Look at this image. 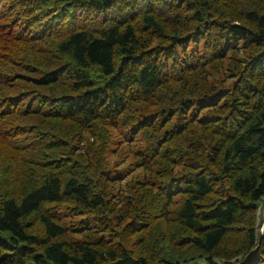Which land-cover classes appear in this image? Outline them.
Here are the masks:
<instances>
[{"label":"trees","instance_id":"trees-1","mask_svg":"<svg viewBox=\"0 0 264 264\" xmlns=\"http://www.w3.org/2000/svg\"><path fill=\"white\" fill-rule=\"evenodd\" d=\"M263 197L264 0H0V264H264Z\"/></svg>","mask_w":264,"mask_h":264},{"label":"water","instance_id":"water-1","mask_svg":"<svg viewBox=\"0 0 264 264\" xmlns=\"http://www.w3.org/2000/svg\"><path fill=\"white\" fill-rule=\"evenodd\" d=\"M260 225H261V228H260V230H259V235H260V238L262 237V235H263V228H264V201H263V207H262V214H261V218H260ZM254 251V250H253ZM252 251V252H253ZM251 252V253H252ZM250 253V254H251ZM237 264H240V263H237Z\"/></svg>","mask_w":264,"mask_h":264},{"label":"rangeland","instance_id":"rangeland-1","mask_svg":"<svg viewBox=\"0 0 264 264\" xmlns=\"http://www.w3.org/2000/svg\"><path fill=\"white\" fill-rule=\"evenodd\" d=\"M185 264H206L204 260H197L196 262H187Z\"/></svg>","mask_w":264,"mask_h":264},{"label":"built area","instance_id":"built-area-1","mask_svg":"<svg viewBox=\"0 0 264 264\" xmlns=\"http://www.w3.org/2000/svg\"><path fill=\"white\" fill-rule=\"evenodd\" d=\"M263 201H264V197H263L262 202H261V204L259 206V213L260 214H262Z\"/></svg>","mask_w":264,"mask_h":264}]
</instances>
